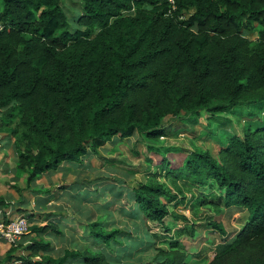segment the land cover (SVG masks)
Masks as SVG:
<instances>
[{"label": "trees", "instance_id": "1", "mask_svg": "<svg viewBox=\"0 0 264 264\" xmlns=\"http://www.w3.org/2000/svg\"><path fill=\"white\" fill-rule=\"evenodd\" d=\"M77 1L76 25L82 29L71 30L60 0H0V133L22 145L15 169L26 176V187L63 165L82 168L85 158L97 156L113 139L164 136L169 118L205 111L221 122L220 115L234 107L264 108V0H175L173 7L166 0ZM248 31H255V41L246 37ZM153 152L160 154L159 164H148L158 172L145 183L105 189L114 212L158 227L162 233L150 242L137 241L108 219L80 221L49 212L37 225L36 214L25 212L21 200L11 212L28 219L27 234L2 263L124 264L127 251L164 238L168 248L158 249L148 264H186L176 239L184 229L170 237L173 223L188 222L173 211L183 199L158 180L163 176L208 191L211 199L198 205L246 211L236 239L219 246L208 264H264V122L249 126L242 138L231 137L218 160L194 152L177 162ZM78 188L36 195L46 196L45 203L71 198ZM76 196L70 200L82 213L87 205L81 202L98 199L88 189ZM7 207L0 198V210ZM70 224L78 229H69L67 238L64 228ZM45 236L63 239L60 256L50 255ZM19 249L22 254L13 256ZM245 250L259 256L240 261Z\"/></svg>", "mask_w": 264, "mask_h": 264}, {"label": "rangeland", "instance_id": "2", "mask_svg": "<svg viewBox=\"0 0 264 264\" xmlns=\"http://www.w3.org/2000/svg\"><path fill=\"white\" fill-rule=\"evenodd\" d=\"M60 1L71 30L82 29L76 25V21L81 15L80 2L77 0ZM188 17L189 13H185L184 18ZM245 35L251 41L257 39L255 31L245 32ZM2 115L3 113L0 112V119ZM220 119L221 122H216L205 111L166 119L163 125L164 136L152 140L135 134L128 140L113 139L99 150L97 156L90 155L85 158L82 168L72 169L64 166L65 168L58 173L42 176L30 188L26 187V176L18 175L15 169L16 155L22 149V145L17 142L16 138L0 133V197L8 205L11 218H15L19 215L12 214L11 207L19 203V197L29 199L30 205L25 209V212H29L30 209L34 208L33 203L39 196L36 193L50 190L56 194L73 184L81 185V189L78 188V191L72 192L71 198L73 200L77 198L76 195L83 194L87 189L98 194V199L94 198L87 202H81L87 205L86 211L82 213L78 209L75 212L71 198L62 194L63 196H60L59 199H51L50 204L47 205L48 209L42 211L43 215L50 212L57 216L62 214L64 218L79 219L80 221H86V217L108 219L107 221L114 223L117 229L131 232L137 241L150 242L152 240L151 235L162 232L154 224L144 225L142 220L135 222L114 212L112 200L107 197L105 192L106 187L108 185L117 186L118 184L121 187L132 188L138 183H145L146 176L158 172L155 167L148 164V159L159 164L160 154L158 157L154 155L155 149L166 155L169 161L180 162L186 154L194 152H207L215 160H218L220 147L226 146L231 137L242 138L249 126L254 127L257 122H264V108L257 109L250 104L241 105L234 107L230 112L221 114ZM149 147L150 149H148ZM158 180L179 200L183 199V203L173 211L177 215L185 216L188 222L173 223L171 225L173 232L170 233V237L173 233L174 236H177L175 231L184 229L176 239L187 255L186 264H208L219 246L229 244L236 239L246 222L244 209H222L220 212H215L209 205L197 204L200 199H211L208 191L198 192L182 182L173 184L163 176ZM119 181H124L125 184H120ZM58 208H63V211ZM212 225L219 226L225 235H221L219 230ZM76 227L70 224L68 229L64 228L65 233L68 234L67 238L73 233L69 229L77 231L78 228ZM167 248L168 241L164 238L153 241L152 245L143 246L139 250L127 251L123 263H151L158 249ZM258 256L259 254L255 250H245L240 253L238 259L240 261L255 260Z\"/></svg>", "mask_w": 264, "mask_h": 264}, {"label": "crops", "instance_id": "3", "mask_svg": "<svg viewBox=\"0 0 264 264\" xmlns=\"http://www.w3.org/2000/svg\"><path fill=\"white\" fill-rule=\"evenodd\" d=\"M64 166H67V165H63V168L61 169V171L65 168ZM69 167V166H68ZM70 168V167H69ZM59 172V171H58ZM58 172H56V173H58ZM53 174H55V173H53ZM45 176V175H44ZM41 178V177H40ZM39 178V179H40ZM38 179V180H39ZM38 180H36V182L35 183H37V181ZM37 197V196H36ZM46 197V196H45ZM1 198V197H0ZM19 200L21 201H25L26 202V204H25V206H23V209H27V207L30 205V201H29V199H27V198H23V197H19ZM43 200H44V195H39L36 199H35V201H34V208L33 209H30V211L29 212H32L33 214H36V216L33 218V219H35L34 221H33V223L34 224H37V225H43L44 224V222H45V219H44V217H43V212L42 211H45V210H47L48 209V204H50V202H51V199L50 200H48V198H47V202H43ZM41 203H43L44 205H42ZM18 204V203H17ZM16 204V205H17ZM13 207H11V209H12ZM9 211H8V208H4V209H1L0 210V219L1 218H7L6 217V214L8 213ZM47 213H49V212H47ZM46 213V214H47ZM17 216V215H16ZM40 216V217H39ZM9 218H11V215L9 216ZM32 238H34V237H32ZM28 240L29 239H27V242H28ZM44 240L45 241H47V242H50V244H51V252H50V255L52 256V257H54V258H56V257H58V256H60L61 254H62V250L64 249V248H66V245H65V243L63 244L62 242H64L63 241V239H59V238H56V237H54V236H45L44 237ZM21 241V240H20ZM19 242V241H18ZM17 242V243H18ZM16 243V244H17ZM16 244L15 245H13V246H16ZM11 246L12 245H8V244H6L5 242H3L2 240H0V256H3L5 253H7L8 251H9V249L11 248ZM20 254H22V250L21 249H19L18 251H16V252H14V254H13V256H17V255H20ZM6 255V254H5ZM4 257L5 256H3L2 258H0V263H2V260L4 259ZM36 259H39L38 257H36ZM3 264V263H2ZM11 264H21L20 262H17V261H15V262H12Z\"/></svg>", "mask_w": 264, "mask_h": 264}, {"label": "built area", "instance_id": "4", "mask_svg": "<svg viewBox=\"0 0 264 264\" xmlns=\"http://www.w3.org/2000/svg\"><path fill=\"white\" fill-rule=\"evenodd\" d=\"M169 5L174 6L175 0H166ZM3 27L0 23V32ZM10 212L6 214L7 219H0V240L8 245H15L21 238L27 234L29 226L28 219L25 216L9 218Z\"/></svg>", "mask_w": 264, "mask_h": 264}]
</instances>
